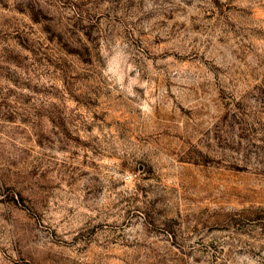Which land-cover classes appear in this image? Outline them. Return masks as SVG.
Instances as JSON below:
<instances>
[{"label":"rangeland","instance_id":"1","mask_svg":"<svg viewBox=\"0 0 264 264\" xmlns=\"http://www.w3.org/2000/svg\"><path fill=\"white\" fill-rule=\"evenodd\" d=\"M0 264H264V0H0Z\"/></svg>","mask_w":264,"mask_h":264}]
</instances>
